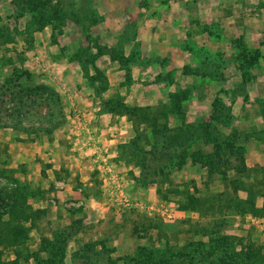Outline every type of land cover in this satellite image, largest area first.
<instances>
[{
	"label": "rangeland",
	"instance_id": "rangeland-1",
	"mask_svg": "<svg viewBox=\"0 0 264 264\" xmlns=\"http://www.w3.org/2000/svg\"><path fill=\"white\" fill-rule=\"evenodd\" d=\"M133 5L177 23L161 54L133 19L114 24ZM7 83L21 92L0 93V264H264V0H0ZM159 111L193 125L176 163L155 159Z\"/></svg>",
	"mask_w": 264,
	"mask_h": 264
},
{
	"label": "crops",
	"instance_id": "crops-1",
	"mask_svg": "<svg viewBox=\"0 0 264 264\" xmlns=\"http://www.w3.org/2000/svg\"><path fill=\"white\" fill-rule=\"evenodd\" d=\"M134 6V5H133ZM107 7L110 8V6L107 4ZM163 7V6H162ZM155 8L154 10H150V16H146L145 14L148 12L147 8L141 5H137L131 8V10H129L128 12L122 11L124 13L123 15V22L122 20H118L116 22H114V24L116 25V27H120L122 25V27L125 25L126 22L130 21V19H133L135 22V29L137 30L136 33V39L140 40V44H148L153 48L154 54L156 55V53L161 54L162 48H161V44L164 43V41L162 42V38H166L168 35V30H170V28H176L177 29V23L176 22H168V20L163 19L162 17V13L164 10V8ZM166 8H167V12L168 13H173V12H177L178 11V5L176 3H171L169 1V3L166 4ZM110 15L106 16V19L108 17H110ZM129 16V18H128ZM128 18V19H127ZM106 21V20H105ZM139 30V31H138ZM144 30V32H142ZM165 31V32H164ZM176 35L178 36V32H176ZM160 47V50L157 51L156 48ZM175 48V47H174ZM173 49V47L171 46L169 50ZM172 51V50H171ZM118 67V66H117ZM116 66L113 65V67H111L110 69L107 70L106 74H108V80L109 83L111 84L110 81V76L114 75L115 73H120L122 72L121 70H119ZM133 77L136 79L134 81V83L132 84V86L134 87L135 90H137L139 92L140 91H145V88L148 87V85L142 83V80L144 78V75L147 72V68L146 69H142L141 70H135L133 71ZM139 77V78H137ZM121 81L122 78L119 79V86H120V90L122 88H124L123 86H121ZM159 89H161L159 87ZM126 90V88H125ZM124 90V91H125ZM125 93V92H124ZM118 115V114H116ZM114 114L113 117H115L112 121L115 124L117 121L115 119H117L116 116ZM98 117V116H97ZM109 117H111V114H109ZM97 119V118H96ZM110 119V118H109ZM102 120V119H101ZM129 119L127 118L126 115H121L120 119L118 120V124H120V130L121 128L124 129L127 133V131L129 130L130 127V122L128 121ZM110 120H108L109 122ZM116 125V124H115ZM119 129V128H118ZM112 135V132L110 133ZM121 135H123V131H121ZM119 134L117 135H113V136H106V143H113L115 140H118L119 138ZM127 137L124 136L122 137V140L120 141H126Z\"/></svg>",
	"mask_w": 264,
	"mask_h": 264
},
{
	"label": "trees",
	"instance_id": "trees-1",
	"mask_svg": "<svg viewBox=\"0 0 264 264\" xmlns=\"http://www.w3.org/2000/svg\"><path fill=\"white\" fill-rule=\"evenodd\" d=\"M185 73H187V71H185ZM127 76L129 78L128 74H127ZM14 89H15V86L11 85V83L10 84L7 83V84L3 85V89L2 88L0 89V91H1L0 93L2 95L8 94L10 96V100L14 99V98L16 100V95L18 97H20L19 94H20L21 91L20 92L19 91L15 92ZM48 91L49 90L47 89V87H45L43 85H37V86H34L33 88L29 89L28 92H27V95H30L32 93L37 94L39 99H40L39 100L40 102L37 103L36 100H32V103L39 104V103H43V102L49 101V99H51V95L52 96L54 95V92H49L48 93ZM48 94H50V95H48ZM0 99H1V96H0ZM2 101H4V100H2ZM23 105H25V104H23ZM134 109H135V107L131 108V112H130L131 115L134 114ZM145 110H149V109L147 108ZM168 113L169 112H167V111H162V112L159 111V118L162 121V123L160 125L158 123H156V126H152L151 134H152L153 138H158V136L164 135L166 132H170V135H169L170 140H168V141L163 140L160 143H158V142L156 143V144L159 145L161 150L155 155V159L158 161V160L166 157V155H168L167 158L170 159V157H171L170 160H172V163H176V161H181L179 158H181V155L183 154L184 147H185V145L188 142V138L187 137H189L190 129L193 128V125L190 124V123L184 122L179 127L169 128V127H167L168 126L167 125V123H168L167 114ZM131 115L129 114V116H131ZM157 120H158L157 117H155L154 121H157ZM158 132H159V134L157 135ZM138 138H139V136H138ZM138 138H136V139H138ZM136 139L135 138H130L128 140L127 144L132 146V148H134V151H136L135 149L137 148V152L141 154V158H142L141 167H142V169H145V167L148 164L147 156H151L152 154H151V151H146L143 148H141L139 145L137 146V144H135L136 143ZM151 146H154V144H152ZM168 147L172 148V149H168ZM154 170H157V171L160 170L161 171V170H163V167L157 165V166L154 167ZM16 199H17V197H16ZM0 201H1V197H0ZM17 202L22 206V204H21L22 201L20 199L17 200ZM21 206H19V208H22Z\"/></svg>",
	"mask_w": 264,
	"mask_h": 264
}]
</instances>
